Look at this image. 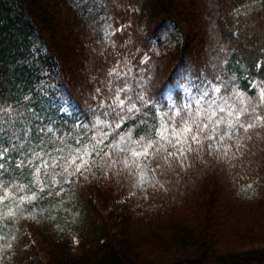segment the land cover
Returning a JSON list of instances; mask_svg holds the SVG:
<instances>
[{
    "label": "trees",
    "instance_id": "16d2710c",
    "mask_svg": "<svg viewBox=\"0 0 264 264\" xmlns=\"http://www.w3.org/2000/svg\"><path fill=\"white\" fill-rule=\"evenodd\" d=\"M174 33L180 40L172 43ZM136 48L160 53L152 57L153 92L174 85L180 72L184 79L223 71L257 97L264 0H0V128L7 132L0 148L9 147L13 167L22 157L10 139L21 137L18 149L37 143L24 142L32 135L25 117L47 110L58 118L42 85H54L83 117L96 89L107 93L113 66ZM249 132L238 151L191 157L187 167L157 176L155 187L150 174L146 186H135L137 168L131 183L127 173L82 180L61 194L63 203L46 195L22 207L15 197L0 202V264H264V127ZM27 172L0 179L27 184ZM9 208L15 215L6 217Z\"/></svg>",
    "mask_w": 264,
    "mask_h": 264
},
{
    "label": "snow or ice",
    "instance_id": "6c2138e0",
    "mask_svg": "<svg viewBox=\"0 0 264 264\" xmlns=\"http://www.w3.org/2000/svg\"><path fill=\"white\" fill-rule=\"evenodd\" d=\"M236 15L239 16V11ZM128 27L131 21L121 25V30ZM105 35L109 33L106 31ZM153 53L160 55L156 49L136 48L117 61L109 72L107 93L97 88L96 105L88 109L94 121L88 119V113L83 117L78 114L70 98L65 99L54 85H42L40 90L53 96L49 107L55 108L58 118L47 110H33L25 117L32 135L24 142L26 145L31 140L37 143L18 149L16 141L21 137L10 139L11 150L22 157L15 167L9 147L0 148V177L26 167L27 175L33 177L23 185L0 179L3 190L0 202L15 197L22 207L26 202L31 204L38 195L41 199L46 195L60 196L63 203L61 194H70V186L82 180L127 173L131 183L137 168L140 176L135 186H146L145 176L150 174L155 187L160 183L157 176L187 167L186 161L191 157L200 154L227 157L230 149L238 151L240 142L250 138V129L264 127V81L252 82L258 89V96L252 97L238 90L235 76L225 79L223 71H214L212 77L206 72L197 77L189 73L183 82L177 83L183 92V99L178 102L171 89L153 92L152 85L158 75ZM126 121L131 122V127ZM141 126L143 134L137 138L134 130ZM0 133L7 136L3 128ZM118 165L123 168L116 167L113 172V166ZM14 215L13 208L5 214L6 217Z\"/></svg>",
    "mask_w": 264,
    "mask_h": 264
},
{
    "label": "rangeland",
    "instance_id": "374dc122",
    "mask_svg": "<svg viewBox=\"0 0 264 264\" xmlns=\"http://www.w3.org/2000/svg\"><path fill=\"white\" fill-rule=\"evenodd\" d=\"M173 30V27L170 26L169 27V31H172ZM175 34V40H173L172 43H175L177 41L180 40V34L179 33H174ZM182 77H184V73L180 72V79L174 84V85H171L168 89H171L172 90V95L174 97V94H175V91H179V92H182V90L180 88L177 87V83L178 82H183L184 79H182ZM183 93V92H182ZM117 203V202H116ZM114 207V206H113Z\"/></svg>",
    "mask_w": 264,
    "mask_h": 264
}]
</instances>
